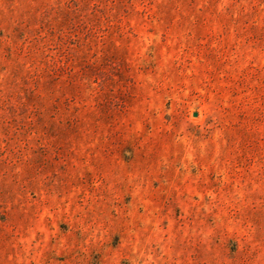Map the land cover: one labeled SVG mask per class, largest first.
I'll return each instance as SVG.
<instances>
[{"label":"rangeland","instance_id":"1","mask_svg":"<svg viewBox=\"0 0 264 264\" xmlns=\"http://www.w3.org/2000/svg\"><path fill=\"white\" fill-rule=\"evenodd\" d=\"M0 264H264V0H0Z\"/></svg>","mask_w":264,"mask_h":264}]
</instances>
